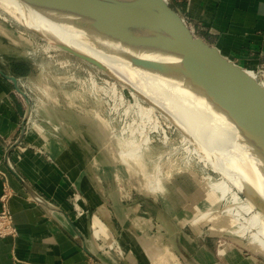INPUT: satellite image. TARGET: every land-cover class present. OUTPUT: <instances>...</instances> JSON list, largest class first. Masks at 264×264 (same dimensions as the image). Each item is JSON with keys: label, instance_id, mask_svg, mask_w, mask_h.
I'll return each mask as SVG.
<instances>
[{"label": "crops", "instance_id": "1", "mask_svg": "<svg viewBox=\"0 0 264 264\" xmlns=\"http://www.w3.org/2000/svg\"><path fill=\"white\" fill-rule=\"evenodd\" d=\"M177 2L213 44L264 66V0ZM9 37L0 28V58L28 61L32 71L17 77L0 61V197L8 188L17 228L0 236V264H264L261 250L214 240L210 224L191 218L174 194L153 197L130 181L106 156V118L83 111L92 104L75 103L67 86L59 90L58 74L42 70L35 54L10 51Z\"/></svg>", "mask_w": 264, "mask_h": 264}, {"label": "rangeland", "instance_id": "2", "mask_svg": "<svg viewBox=\"0 0 264 264\" xmlns=\"http://www.w3.org/2000/svg\"><path fill=\"white\" fill-rule=\"evenodd\" d=\"M168 1L172 5L175 4L172 0ZM178 9L181 10L180 8ZM183 14L185 15V13ZM20 16V14L0 1V28L5 30L7 35L10 36L9 38H16L10 40L12 43L15 45L24 44L25 46L17 50L13 45H10L12 47H9V50L19 51V53H23L24 57H28L32 53L35 54V59L40 60L42 70H50L51 74H58V87L61 85L67 86L75 103L76 101H81V98H86L90 101L92 104L90 110L85 109L83 111H89L91 113L90 115H92L93 109L97 118L98 113L101 111L102 117L106 118L105 125L103 124V126L108 133L104 144L106 156L116 161V163L118 162L123 167V171L130 181L135 180L137 183H139L138 181L143 182L138 187L146 188V184V189L153 197H168V199L169 197L172 199V194H174L173 185L178 186L180 185L179 183L184 184L190 180L193 181L198 187L197 197L201 200V204L198 205L205 207V210L212 207L213 209H217L214 212L217 215L215 222H207L204 216H199V220L205 218V221L210 223L209 226L211 228H213V225H216L215 227L217 229L218 223H221L223 219L228 220L225 222L226 225H223L226 227L223 230H210L213 239L226 240L227 238V240L241 242L243 245L252 248L251 250H260L257 243L248 240V237L254 232L253 230L256 229L250 220V215L244 214L245 217L237 222L235 215L223 212L226 205L239 208V210L244 212L245 209L240 207V203L247 202L262 217L263 223L257 229L264 230V206L260 202L256 204L248 193L241 192L237 188L238 186L234 185L228 177L219 172L211 161L199 152V148L192 142L189 135L173 122L162 108L154 106L153 103L147 101L143 96L128 87L126 83L114 78L98 63L88 58L71 54L64 47L50 44L45 38L40 36V33L35 29L28 17L25 16V20L22 21ZM0 61L2 63H9L11 60L10 58L1 57ZM258 71L260 72L258 74L264 79V66L258 67ZM95 81L98 82L96 89L101 91V95L105 99L113 98L116 102V107L121 106V110L118 111L117 115L109 117L106 113V106L99 107L96 104L94 97L96 93L93 88V82ZM115 87L118 89L117 97H123V101L116 97L114 93ZM58 89L60 90L61 88L59 87ZM78 109L82 112L81 108ZM125 109L132 111L130 117L126 114ZM77 110L75 112L79 111ZM146 111L150 114L153 113L160 116L164 126L170 128L168 132L166 130V135H157L155 133L153 137L154 142L151 144L150 149L141 150V154L138 157L132 156L128 152L122 151V149L128 146V143L132 142L129 132H125L127 128L121 129L116 135L110 129L113 127V125L109 126L110 120L116 116L115 120L117 124L121 118L119 124L122 126L123 124L127 125L131 123L130 128L133 131L139 128L140 125H143L142 118L147 116ZM223 124L230 126L233 132L243 131V125L240 121H224ZM254 127L256 126L254 125ZM255 130L258 132L255 136L256 138L253 137L252 140H249L243 132L244 135L241 133L242 135L239 141L243 144V153H246L250 163L264 172V132L261 129L257 130L255 128ZM260 142L261 150L259 151L255 146ZM227 164L247 184L251 183L249 176L253 175L248 165L241 167L240 165L232 166L230 162ZM175 179L177 180L176 182H174ZM158 182L161 185L164 182H167L166 184L172 182L170 183L171 186L169 185L170 194H164L160 190L158 191ZM132 190L137 191L138 189L133 186ZM183 218L186 219L185 216ZM241 225L247 226V229H241ZM201 226L203 225L201 224ZM207 228L209 227L207 226ZM227 228L231 231H226ZM204 230L210 233L208 229Z\"/></svg>", "mask_w": 264, "mask_h": 264}, {"label": "bare ground", "instance_id": "3", "mask_svg": "<svg viewBox=\"0 0 264 264\" xmlns=\"http://www.w3.org/2000/svg\"><path fill=\"white\" fill-rule=\"evenodd\" d=\"M6 6L20 14V19L29 18L32 25L50 44L64 47L82 57L88 58L109 72L114 78L123 81L138 94L150 101L154 106L162 108L166 114L180 128L187 133L192 142L199 148V152L204 154L207 159L238 186L241 192L248 193L253 200L264 206V172L253 166L246 153H243L244 146L239 141L241 133L249 140L257 135L255 124L247 122L236 108L227 103L232 94L226 89H222L209 77L197 74L189 70L181 69L173 64L166 63L164 60L151 57L139 50L98 34L76 22L59 20L55 17L46 15L39 11L30 9L18 0H0ZM105 4H110L116 0H101ZM124 3L135 5L155 13L166 19H170L167 13L159 10L155 5L146 0H118ZM9 45L17 49L24 48V44L15 45L10 42ZM225 50V49H223ZM228 54V52L225 50ZM231 55V54H230ZM231 57H234L231 55ZM252 70L258 73V65H248ZM240 121L243 125V131L233 132L230 126L223 124L224 121ZM161 128L160 123L158 124ZM165 130L170 127L163 126ZM259 130V128H257ZM243 133V135H244ZM256 133V134H253ZM259 137V136H257ZM264 137V136H263ZM133 142V141H132ZM261 142L254 145L259 151ZM120 151V148H119ZM123 151V150H122ZM125 152V151H123ZM128 154L138 157L141 152L134 153L128 151ZM216 156V157H214ZM232 166L241 167L248 165L251 174L249 176L251 183L247 182L234 173ZM240 167V168H241ZM230 168V169H229ZM233 171H232V170ZM177 180L175 179L174 182ZM173 182V183H174ZM160 190L164 194H170V183L160 184ZM178 183V182H177ZM173 185L174 195L183 202V208L191 218L197 214L206 217L207 222H215V210L198 205L201 200L198 199V187L193 181L184 184ZM197 187V188H196ZM175 188V189H174ZM153 192V191H152ZM172 194V193H171ZM239 208L227 206L223 212L231 213L237 218V222L250 215V220L254 229L248 240L257 243L259 249L264 252V230L257 229L262 223V217L259 212L252 209L247 202H241ZM227 219L218 223V229L213 225L214 230H223L226 228ZM202 225L207 222L200 219ZM210 224V223H207ZM241 229H247V226L241 225ZM226 231H231L226 229Z\"/></svg>", "mask_w": 264, "mask_h": 264}, {"label": "water", "instance_id": "4", "mask_svg": "<svg viewBox=\"0 0 264 264\" xmlns=\"http://www.w3.org/2000/svg\"><path fill=\"white\" fill-rule=\"evenodd\" d=\"M18 1L30 9L59 20L76 22L151 57L209 77L232 94L233 98L226 102L264 132V79L191 26L181 10L168 0L146 1L167 13L170 19L118 0L110 4L101 0ZM6 77L17 85L16 77Z\"/></svg>", "mask_w": 264, "mask_h": 264}, {"label": "built area", "instance_id": "5", "mask_svg": "<svg viewBox=\"0 0 264 264\" xmlns=\"http://www.w3.org/2000/svg\"><path fill=\"white\" fill-rule=\"evenodd\" d=\"M260 67V66H258ZM256 70L258 71V69L256 68ZM258 73H260L258 71ZM93 88L95 90L96 95L94 96L96 99V104L99 107H104L106 106V113L109 117H112L113 115H117L118 111L121 110V106L120 107H116V102L113 98H107L105 99V97H103L101 95V91H98V89H96V86L98 87V82H93ZM97 84V85H95ZM114 90V89H113ZM114 93L117 97L118 94V89L117 87H115ZM118 99H121L123 101V97H117ZM98 101V102H97ZM112 103V104H111ZM101 109V108H100ZM126 114L130 117L131 116V110L125 109ZM147 112V116H144L142 118V123L143 125H140L139 128H137L136 130H131L130 126L132 125L131 123L123 124L121 126V124H119L121 122V118L119 119V123L116 124V116L113 117L112 120H110V125L112 126V128H110L112 130L113 133H115L116 135L118 134V131H120L121 129H124L125 127L126 129V133L129 132V136L132 138L133 142L128 143V146L124 149H122L125 152L128 151H134V153H138V151H144V150H148L150 149L151 144L154 142L153 137L155 135V133H157V135H166V130L163 127L164 124L160 119V116L155 115V114H150L148 111ZM103 115H101V111L100 113H98V118H102ZM145 121L146 124H145ZM160 123L161 128H159L158 124ZM116 124V125H115ZM142 131V132H141ZM123 139V138H122ZM12 196V194L9 192L8 188H5L3 191V194L0 197V201L2 203V211L0 212V236L1 237H6L9 235H15L17 233V228L14 224V219H13V215L11 212V209L9 207V200L10 197Z\"/></svg>", "mask_w": 264, "mask_h": 264}, {"label": "trees", "instance_id": "6", "mask_svg": "<svg viewBox=\"0 0 264 264\" xmlns=\"http://www.w3.org/2000/svg\"><path fill=\"white\" fill-rule=\"evenodd\" d=\"M172 1L175 2L176 6L180 8L183 13L186 12V2H177L175 0H172ZM10 60L11 61L9 62V64L11 66V69H13L17 77H25L32 71L31 65L28 61L15 60V59H10ZM203 243L205 244L206 241Z\"/></svg>", "mask_w": 264, "mask_h": 264}]
</instances>
